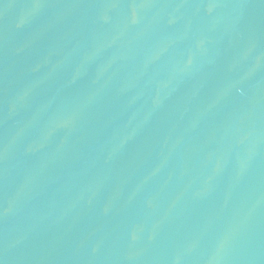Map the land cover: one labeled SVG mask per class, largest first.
I'll return each instance as SVG.
<instances>
[{
    "label": "water",
    "instance_id": "obj_1",
    "mask_svg": "<svg viewBox=\"0 0 264 264\" xmlns=\"http://www.w3.org/2000/svg\"><path fill=\"white\" fill-rule=\"evenodd\" d=\"M0 264H264V0H0Z\"/></svg>",
    "mask_w": 264,
    "mask_h": 264
}]
</instances>
